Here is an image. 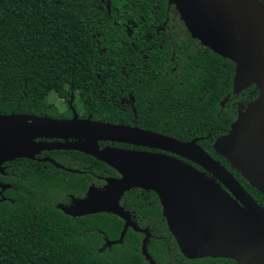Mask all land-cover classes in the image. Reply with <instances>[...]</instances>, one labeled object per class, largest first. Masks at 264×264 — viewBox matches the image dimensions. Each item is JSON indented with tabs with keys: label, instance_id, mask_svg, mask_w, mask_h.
I'll return each mask as SVG.
<instances>
[{
	"label": "trees",
	"instance_id": "obj_1",
	"mask_svg": "<svg viewBox=\"0 0 264 264\" xmlns=\"http://www.w3.org/2000/svg\"><path fill=\"white\" fill-rule=\"evenodd\" d=\"M96 1L0 0V115L50 116V92L88 96L93 81L114 79L107 74L128 82L134 95L133 56L120 45L127 36L113 24L134 16V6L124 5L134 0H111L109 10ZM170 31L184 33L186 46L168 49L166 59L174 61L167 70L139 74L146 91L137 120L157 122L166 135L183 142L198 139L205 152L230 167L212 146L236 119L235 66L192 40L183 25L173 23ZM229 169L264 207V196ZM20 176L16 171L19 190L12 202H0V264H145L132 230L122 244L103 247V234L111 240L120 234L117 216L92 215L85 224L72 220L20 194Z\"/></svg>",
	"mask_w": 264,
	"mask_h": 264
},
{
	"label": "water",
	"instance_id": "obj_2",
	"mask_svg": "<svg viewBox=\"0 0 264 264\" xmlns=\"http://www.w3.org/2000/svg\"><path fill=\"white\" fill-rule=\"evenodd\" d=\"M168 4L175 6L191 38L234 64V94L251 84L258 90L257 98L238 112L228 133L216 138L212 147L216 155L264 196V0H168ZM227 100L228 96L221 105ZM67 134L80 138L90 135L91 148L87 153L122 175L119 180H109L102 190L91 187L85 199L63 209L71 217L106 213L123 220L119 238L106 240L104 248L121 244L128 228L134 230L130 213L119 201L125 192L141 188L158 195L169 230L185 257L264 264V209L197 140L183 142L137 128L79 121L75 117L62 122L0 115V175L4 173V163L31 158L40 148L55 147L35 145L34 139ZM99 140L157 148L183 157L218 178L232 197L206 174L176 158L118 150L99 152ZM6 188L0 181L1 197ZM146 239L142 251L150 260Z\"/></svg>",
	"mask_w": 264,
	"mask_h": 264
},
{
	"label": "flooded vegetation",
	"instance_id": "obj_3",
	"mask_svg": "<svg viewBox=\"0 0 264 264\" xmlns=\"http://www.w3.org/2000/svg\"><path fill=\"white\" fill-rule=\"evenodd\" d=\"M96 4L100 9L106 8L109 10L114 3L111 0H98ZM125 4L131 7L134 6V16H122L118 22H114L113 24L127 36L125 40L120 41V45L125 46L129 51L128 53L133 56L134 95L130 92L128 82L117 80L114 75L110 77L107 74L108 78L114 79L103 80L98 78L96 81H93L91 92L89 90V93H92V95L89 94L83 97L74 96L73 94H70L68 97L51 96L48 99L50 116H26L62 122L70 121L75 117L79 121L89 120L111 125H121L169 137L163 132L165 130L159 128L157 122H139L137 120V108H140L139 102L143 98L141 95L146 91V88L140 87L143 81L141 80L142 78H139V74L142 75L145 71L154 68L156 71H159L158 69L167 70L172 61H174L173 57H169L168 60L166 59L168 49H175L176 44L181 49H184L187 41L184 33L172 32L170 31V27L173 26V23L180 28L181 25L185 29L186 27L181 21L175 6L168 4V0H134ZM139 8L141 11H144L142 14H140ZM146 13H150L151 15ZM191 39L202 45L199 41ZM188 42L190 43V41ZM190 45L194 46L192 43ZM104 50L105 48L101 52H104ZM182 53L185 54L184 50ZM124 70L125 68L122 71ZM258 94L259 92L253 84L237 94V102L235 103L237 106L236 118L238 112L244 111L257 98ZM251 97L252 99H250ZM153 108L151 107L152 110ZM146 110V108L142 107L143 112ZM90 140V135L85 134L82 138L71 137L67 134L52 138L38 137L34 139L32 143L35 145H55V147L52 149L40 148L31 158H20L4 163V173L0 175V181L7 186L3 194L6 192L8 197H3L2 194L0 198H3V201L8 200L12 202V196L19 190L14 183L17 171L21 174L20 194L33 199V202L36 204L42 202L51 205L72 220L82 219V222L85 224L87 218L92 215L71 217L66 215L63 209L71 208L74 201L85 199L91 187L102 190L109 180H119L122 178V175L116 169L87 153L91 148ZM193 140H197L198 144V139ZM97 147L99 152L118 150L176 158L195 170L206 174L207 177L218 183L221 189L232 197V193L220 184L218 178L209 175L191 161L168 151L110 140L97 141ZM210 156L230 171V167L223 165L212 155ZM235 179L261 206L250 190L237 177ZM119 205L130 213L131 220L134 223V230L128 228L127 232L129 230L134 231V246H138V251L143 257L145 264H235V262L229 259H189L185 257L180 252L178 244L169 230L163 216L161 201L155 192L133 188L122 195ZM262 208L264 209V207ZM121 221L122 231L124 221ZM117 239H108L103 234V247L106 240L115 241ZM145 239L146 252L149 254L152 263L145 257L142 251V244Z\"/></svg>",
	"mask_w": 264,
	"mask_h": 264
},
{
	"label": "clouds",
	"instance_id": "obj_4",
	"mask_svg": "<svg viewBox=\"0 0 264 264\" xmlns=\"http://www.w3.org/2000/svg\"><path fill=\"white\" fill-rule=\"evenodd\" d=\"M65 87H66V86H65ZM52 95H53V93L50 92V93H49V98H51Z\"/></svg>",
	"mask_w": 264,
	"mask_h": 264
}]
</instances>
